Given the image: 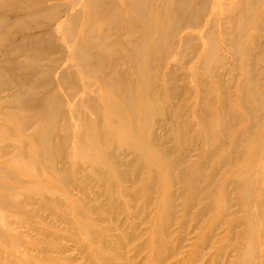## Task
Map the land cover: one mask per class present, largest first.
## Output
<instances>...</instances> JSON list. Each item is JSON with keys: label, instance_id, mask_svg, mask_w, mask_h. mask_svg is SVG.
Here are the masks:
<instances>
[{"label": "rangeland", "instance_id": "374dc122", "mask_svg": "<svg viewBox=\"0 0 264 264\" xmlns=\"http://www.w3.org/2000/svg\"><path fill=\"white\" fill-rule=\"evenodd\" d=\"M63 1L71 0H47V5L52 11L57 12V15H61L66 8L69 9L68 13L77 12L80 8L84 9L87 0H72L66 4L67 6L63 5ZM35 2L42 6L38 0ZM39 6L32 8L38 13ZM71 7L73 8L70 9ZM14 11L13 7L10 9L6 6L0 7V47L5 45L3 41L6 33L19 31L17 23L12 22L15 21V17H5V15L14 16L15 13H12ZM49 14L41 16L42 18L50 17L53 12ZM65 16L59 21L62 25L68 24ZM120 19L118 20L120 24L125 22L124 17ZM124 22L122 25L115 26L118 28L110 27V25L108 28L102 27V29L106 28V31L110 27L111 32L108 33L103 29L99 33L101 35L111 34L108 41L114 44L119 41L116 44H121L122 38L114 35L112 31H114L113 28L117 29L115 31L122 30ZM56 24L57 22L54 27L46 29L52 35H55L56 30H60ZM78 26L84 28L85 22L81 21ZM36 27L37 30L44 32L46 30L42 28L48 27V23L44 20L42 26ZM197 47L198 56L202 48V40L198 39ZM43 49L50 53L48 48ZM40 51L43 52V50ZM40 51H36L41 54L38 57L45 58L41 63L43 67H47L51 64L45 57V53L48 52L45 51L43 55ZM118 51V58L120 57L118 63H116L117 58H114L116 61L110 59L104 67L108 70L111 68L112 71L116 69L130 78H136L133 71L135 68H132L128 62L131 57L128 56V58L125 57L127 54H121L126 53L123 48L119 47ZM173 51L174 53H170L171 55L165 58L159 54L160 52L152 54L146 52V56L149 54L148 57L153 60L150 61V65L156 68V71L153 70L156 72H154L155 75L157 74L162 79H158L160 83L157 80L155 90H153L155 95L163 94L158 99L153 98L156 99L154 100L155 107L159 104V99L166 106L157 107L161 111L159 114H156L159 111L155 107H152L153 110L150 109L151 114L146 106H141L137 108L135 116H128L127 119L133 122L138 139L142 142V144H136L130 125L116 127L110 122L109 115H107L109 113L106 111L108 108L104 107L105 104L102 102L105 99L102 97L110 90H105L93 73L89 74L85 72L86 70L80 69L72 58L68 60V50H65L63 54L65 58L60 60V69L73 65L71 68L75 71L74 81L81 89L75 88L70 81L73 79L68 77V82L62 85V91H67L71 96L74 95L75 99L82 98L78 100L80 106L77 111L86 112L89 118L99 116L100 124L103 123L114 138L112 142H106L101 146L104 149L103 161L107 164L106 167H97L86 159L77 151L79 142L74 139V133L78 129V121L72 113L75 103L71 102L70 98H66L69 99L66 105L67 110L69 109L68 114L71 112L68 116H72L73 123L69 130L70 140L67 149L63 158L57 161L63 163L58 166L65 171L62 184L49 179V174L45 170V156L40 157L36 154L32 156L27 154L24 157L15 156L16 148L13 147L16 143L14 138L18 134L23 138L25 135L20 132V128L24 126L20 120L26 121V117L25 115L20 117L18 113L24 111L23 114H25L31 109L20 105L19 102L15 103L17 98H11L12 87L14 85L26 94L35 91L36 86L41 90L43 83L32 86V82L24 81L25 84L22 86L18 81H13L10 84L11 89L0 88V133H2L0 165L3 164L8 170L12 169L10 173L20 175L25 183V186L17 184L9 189L0 186V264H244L243 260L248 254H244L242 248L248 241L255 250L251 264H264L262 188H254V185L252 189L248 186L245 188L242 181H236V176L246 171L247 168L240 166L235 172L230 173L223 164L219 163L220 160L212 156L209 146L205 144L204 136L199 132L202 131L199 115L207 111L204 107L207 103L211 104L215 116L230 119L231 121L228 120V122L232 125L235 124L237 113L243 111L247 114L248 112L237 104L238 98L236 101H234L235 98H227L235 96L234 87L227 75L228 64L222 63L218 66L219 68L214 69L218 77L223 78V83L220 78L219 83L212 82L211 76L202 68L199 69V78L190 79L186 76L189 73L184 71L186 74H182L175 68V64L178 66V62L183 63L184 61L180 60L181 55L176 52V49ZM20 53L23 55V57L19 56L21 61L26 60L27 57L24 55L37 56L31 48ZM155 54L160 55L157 58L158 61H164L167 68H162L160 62L157 63L156 57L158 56ZM121 57L124 58L121 59ZM168 59L170 61H166ZM30 60L31 58L28 61ZM34 64L35 61H30L28 66ZM224 64L226 65L223 66ZM111 65L116 67L112 68ZM140 65L143 71L148 68L145 62H141ZM186 65V67H192L190 62ZM180 66L182 67L181 64ZM92 68L96 69L95 65ZM254 68L257 75L258 65ZM111 69L109 72H112ZM169 70L171 72H168ZM191 70L193 69L189 71ZM203 70L205 73L201 72ZM224 70L226 73H223ZM233 72L239 74L238 70H233ZM165 77L173 82L169 91L165 90L168 85ZM84 78L90 81L91 88L88 87V82ZM4 79L0 77V85ZM135 83L139 88L145 85L144 81L139 79ZM220 91L226 94L219 93L224 100H227V103L216 98V93ZM90 96L95 100H93L95 105L92 104L93 101L89 105ZM222 107H226L223 108L226 112L221 109ZM261 111L264 113V110ZM10 113L13 117L17 116L16 121L6 118ZM145 116H149L151 120L149 127L143 124ZM35 119L38 120L39 117ZM241 128L235 125L229 132H235ZM3 130H6L5 134ZM118 132L122 135H118ZM229 132L228 136H230ZM252 133L258 134V130L253 128ZM221 136L223 142L217 151L219 154L217 157L231 156V166H233L238 163L242 142H246L235 139L234 146L240 147H236L235 152H230L228 148L230 144L226 136L224 134ZM30 147L33 146L25 144V152L28 153ZM52 150L51 153H53ZM249 162L253 164L255 170L252 177L259 170H263L260 167L262 162L259 160ZM35 164H38L40 168L37 169L38 166ZM66 178H69L72 184V194L70 189L64 186ZM34 182L40 185L45 184L49 189L41 192L35 188V192H38L35 194L38 196L30 199L23 198L22 189L28 186V192L32 193L36 184ZM240 190H250L247 198L240 193L243 198L249 199V208L247 205L246 210L242 205L243 198L238 197ZM7 200L12 203L19 200L26 205L16 210L10 207L12 203L5 205ZM260 202H262L261 207H259ZM246 222H250L251 226L247 227Z\"/></svg>", "mask_w": 264, "mask_h": 264}, {"label": "bare ground", "instance_id": "6f19581e", "mask_svg": "<svg viewBox=\"0 0 264 264\" xmlns=\"http://www.w3.org/2000/svg\"><path fill=\"white\" fill-rule=\"evenodd\" d=\"M17 1L0 0L1 8L3 6H6L8 9L14 8L15 11L12 13H15V15H5V17H15V21H11L14 24L17 23V29L19 30L17 32L14 30L6 33L3 41L5 45L0 47V77L5 78L0 88L11 89L12 85L10 84L13 81H18L22 86L25 84L24 81L32 82V86L37 83H43V85L40 87L41 90L36 86L35 91L33 90L32 93L26 94L20 89H17L16 86L13 85L12 87L13 93L11 98H17L18 100L14 99L16 100L15 103L18 104L19 102L20 105L31 109L30 112H25V114H23L24 111L18 113L20 117L25 115L26 121L20 120L24 123V126L20 128V132L25 134L24 138L19 134L14 138L16 140L15 145H13L16 148L15 156L24 157L27 154L29 156L35 154L40 157L45 156V170L49 174V179L52 182L62 184L65 171L58 166L63 165V163H58L57 161L63 158L62 156L70 140L69 130L73 122L72 116H68L71 115V112L68 114L69 109L67 110L66 108L69 102V99L66 98H70L71 102L73 101L75 103V107L72 108V113L78 121V129L74 133V139L79 142L77 151L97 167H106L107 165L103 161L104 149L101 146L106 142H112L114 135L107 131L103 123L100 124L99 119L101 118L99 116L97 118H89L86 112L79 113L77 111L80 106L78 100H82V98L75 99L73 97L74 95L71 96L67 91H62V85L68 82V77L73 79L70 80L73 86L75 88L78 87L75 84L76 81H74L76 79L75 71L71 68L73 65L60 69V60L64 57L63 54L66 49L68 50V60L72 58V61L78 64L80 69L86 70L85 72L89 74L93 73L100 80V84L105 90H110L111 93L109 91L107 92L109 95L107 94L102 97L105 98L102 102L105 104L104 107L107 106L108 108L106 111L109 113L107 115H109L110 122L116 127L130 125L133 129V139L136 144H142V142L138 139L133 122L131 123L127 119L128 116H135L137 108L141 106H146L148 110H153L152 107L156 106L154 101L156 99L153 98L158 99L163 95V92L161 96L155 95L153 91L155 90L157 80L159 78L161 79V77L157 74L155 75L156 68L154 66L152 68L150 65L153 60L148 57L149 54L146 56V52L151 54L160 52L159 54L165 58L170 53H174L172 50L176 49V52L181 55L180 60L184 62H178V66L175 64V68L182 74L189 73L186 76L190 79L199 78V69L202 68L211 76L212 82L219 83L220 79L222 82L223 78L218 77L214 69L219 68L218 66L222 63L228 64L227 75L229 76L232 87H234L233 91H235V96L226 97L235 98L234 101L238 98L237 104L245 108L246 110H243L248 111V115L243 111L242 113H237L235 116V124L232 125L231 122V124L228 122L230 119L215 116L211 104L207 103V105H204L207 111L203 112L201 116L199 115V120L202 125V131L199 132L204 136L205 144L209 146L212 156L220 160L219 163L223 164L230 173L235 172L240 166L247 168L246 171L238 174L235 180L242 181L245 188L251 187L250 189H252L253 187H261V198L264 201V113H261V110H264V0H87L84 9L80 8L77 12L68 13L67 11L69 9L66 8L61 15H57V12L51 10V7L47 5V0H38L42 6H39L35 0ZM71 1H63V5ZM36 6H39L38 13L36 9L32 8ZM52 12L53 14L50 17L42 18L41 16L50 15L49 13ZM64 15H66L65 19L68 24L62 25V22L59 23V21ZM123 17L125 18V22L123 21L124 19L122 20L125 23L124 27L122 26L123 29L115 31L117 29L114 28H118L115 26L120 24L118 20ZM44 20L47 21L48 27L42 29L46 30L47 28L54 27L57 22L61 31L56 30L55 35H52L47 30L44 32L37 30L36 26H42ZM81 21L85 22L84 28L78 26ZM109 25L110 27H114L112 33L122 38L121 44H116L119 41L115 44L110 43L112 41L109 42L108 39L111 37V34L101 35L99 33L103 29L106 31ZM102 27L106 28L102 29ZM109 30L106 32H111ZM122 31L124 32L122 33ZM102 32L104 33V31ZM198 39L202 40V48L197 56ZM119 47L123 48L126 52L121 54H127L125 57H131V60L126 61L130 62L129 64L132 68H135L134 70L132 69L135 74L132 73L136 75V78H130L116 71V69L112 71L110 67L112 72H109L110 69L108 70L107 67H104L110 59L115 60L117 58L116 63H118V59H120L117 55ZM29 48L34 49L37 56L24 55L27 58L25 61H21L19 56L22 54L20 52H25ZM43 48H48L50 53ZM40 50H43V52ZM36 51H40L42 54L45 51L48 52L45 53V57L48 58L51 64L43 67L41 61L45 60V58L38 57L41 54ZM30 58V61H35V64L28 66L30 62L28 60ZM123 58L121 57V59ZM166 61H170V59ZM141 62L148 64V66L145 65L148 67H145L146 71H143L142 67L140 68ZM159 62L162 68L165 67L164 61L161 62L157 59V63ZM188 62L192 63V67H186ZM91 64L95 65L96 69L92 68L93 65L90 67ZM115 65H111L113 66L112 68H115ZM255 65L259 67L257 75L255 73ZM185 68H188V70H185ZM190 69L193 70L189 71ZM220 69L222 70L223 67L221 66ZM170 70L168 72H171ZM225 70L223 73H226ZM233 70H238L239 74L234 73ZM201 72L205 73L204 70ZM167 74L170 75V73ZM134 78L136 81L138 79L142 82L144 81L145 85L143 83L144 86L139 88ZM165 78L168 82L165 90L169 91L173 86V82L170 78ZM85 80L87 81V79ZM14 84L17 83L14 82ZM129 84H132V86H129ZM88 87H92L90 81L88 82ZM52 89L53 91H51ZM160 90L159 92H161ZM219 93L225 94L220 91L216 93L217 95L215 94L216 98L219 101L224 100V97ZM93 100L91 97L90 101H88L89 105ZM94 101L92 104H94ZM158 101L160 105L157 104V107L163 108L166 106L162 100L159 99ZM224 101L227 103V100ZM156 103L158 102L156 101ZM223 108L226 107L221 108L224 111L225 109ZM215 109L218 110V108ZM151 110L150 113L152 114ZM157 111H159L158 108ZM150 113L148 114L150 115ZM159 113L161 111L156 114ZM14 116L10 113L6 118L16 121L17 116ZM36 117H39V119L36 120ZM144 118L143 121L142 117L143 124L149 127L151 122L149 116H145ZM34 122L35 124L33 125ZM168 124L171 123L168 122ZM235 125L238 128H242L235 132H229ZM253 128L258 130V134L254 135L252 133ZM228 132L230 136H228ZM3 133L5 134L6 130H3ZM120 134L121 132H118V135ZM222 134L226 136L230 144L228 147L230 152H235L234 149L240 147L234 146L235 139L236 141L246 142H242L243 146L240 147L239 160L238 163H235L236 166H231V156L226 157L225 155L223 158L217 157L219 156L217 151L223 142ZM1 137L2 133H0ZM25 144H31L33 146L29 148L28 153L25 152ZM254 144H256V147H254ZM52 148L55 149L52 150ZM51 150L53 153H51ZM250 160H259V162H262L260 167L263 170H259L253 177L252 173L255 170L252 166L253 164L249 162ZM243 163L246 164L244 165ZM35 166H38V164H35ZM12 171V169H6L3 164L0 165V186L7 189L13 188L17 184L25 186L22 177L10 173ZM64 186L70 189V193L72 194V184L69 178H66ZM35 188H38L41 192L49 189L45 184L40 185L36 183L31 191L32 193L28 192V186L22 189L21 192H24L22 197L30 199L38 196L35 194L38 193L35 192ZM240 191L239 195L243 193L242 196L246 198L250 194V190ZM239 195V198H243ZM246 198H243L244 201L242 202L245 210L247 205L249 208V199ZM11 203L10 200H7L5 205H10ZM25 205L26 203L22 204L21 201L17 200L10 207L18 210L22 209ZM261 206L262 202L259 203V207ZM245 224L247 227L251 226L250 222H246ZM242 249L244 254H248L247 257L244 256V264H251L255 250L252 248L250 241Z\"/></svg>", "mask_w": 264, "mask_h": 264}]
</instances>
